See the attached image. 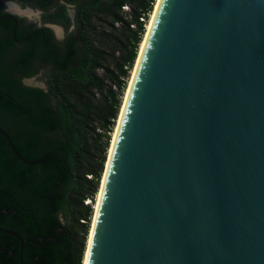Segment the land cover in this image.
<instances>
[{
  "label": "water",
  "instance_id": "1",
  "mask_svg": "<svg viewBox=\"0 0 264 264\" xmlns=\"http://www.w3.org/2000/svg\"><path fill=\"white\" fill-rule=\"evenodd\" d=\"M86 264H264V0L160 1Z\"/></svg>",
  "mask_w": 264,
  "mask_h": 264
},
{
  "label": "trees",
  "instance_id": "2",
  "mask_svg": "<svg viewBox=\"0 0 264 264\" xmlns=\"http://www.w3.org/2000/svg\"><path fill=\"white\" fill-rule=\"evenodd\" d=\"M76 2L74 28L60 41L43 26L24 43L11 38V22L0 29V126L34 161L15 156L0 134V226L22 238L21 264H82L106 149L155 0ZM46 18L69 23L62 5ZM41 69L45 88L21 80ZM18 250L17 238L0 231V264H19Z\"/></svg>",
  "mask_w": 264,
  "mask_h": 264
},
{
  "label": "flooded vegetation",
  "instance_id": "3",
  "mask_svg": "<svg viewBox=\"0 0 264 264\" xmlns=\"http://www.w3.org/2000/svg\"><path fill=\"white\" fill-rule=\"evenodd\" d=\"M76 1L79 0H47L46 4L42 7L35 5L36 0H0V15L12 14L15 16V31L19 28L25 30L20 36H16L14 32V36L12 37L11 33V38L16 43H22V41L24 43L26 36L33 34L35 29H39L42 26L49 28L51 40L57 42L64 38L67 31L74 28L73 15ZM60 5H62L65 14L69 17V23L66 27L59 20L46 18V15L55 13L57 7ZM31 15H35L36 19H32ZM9 22H11L12 29V18L1 17L0 29ZM29 77L32 76L22 77L21 80L26 83V79Z\"/></svg>",
  "mask_w": 264,
  "mask_h": 264
},
{
  "label": "bare ground",
  "instance_id": "4",
  "mask_svg": "<svg viewBox=\"0 0 264 264\" xmlns=\"http://www.w3.org/2000/svg\"><path fill=\"white\" fill-rule=\"evenodd\" d=\"M160 1L161 0H155V2H154L153 9H152V11L150 13V18H149V20H148V22L146 24V29H145V32L143 34L142 40L140 42V45H139L137 57L135 59L133 68L131 69V75H130V78L128 80V84L126 86V89H125V92H124V95H123V98H122L121 107H120V110H119V113H118V117L116 119V124L114 126V130L112 132V137H111L110 144H109V147H108L107 158H106V161H105V167H104V170H103V173H102L100 186H99L98 192L96 194V201L94 203V211H93V215H92V219H91L90 230H89V234H88V237H87L86 249H85V252H84V257H83L82 264H86V261H87V255H88L89 244H90V239H91V235H92V229H93V225H94V221H95L97 205L99 203V199H100V195H101V191H102V187H103V182H104L105 175H106V172H107V167H108V164H109L110 156H111V153H112V148H113V145H114V142H115V138H116V135H117L118 127H119V124H120V121H121V118H122V114H123V111H124V108H125V104H126V101H127L128 95H129V91H130L132 82H133V78H134L135 72L137 70V67H138V64H139V61H140V58H141L145 43L147 41V37H148L149 31L151 29V26H152L153 19L155 17L156 11H157V9L159 7Z\"/></svg>",
  "mask_w": 264,
  "mask_h": 264
},
{
  "label": "rangeland",
  "instance_id": "5",
  "mask_svg": "<svg viewBox=\"0 0 264 264\" xmlns=\"http://www.w3.org/2000/svg\"><path fill=\"white\" fill-rule=\"evenodd\" d=\"M30 17H32V19H36V16L35 15H31ZM149 18H150V16H149ZM149 18H148V20H149ZM147 20V19H146ZM148 20H147V22H148ZM147 22H146V24H147ZM146 29V28H145ZM42 69L41 70H39L38 72H37V74L35 75V76H32V77H29V78H27L26 79V83H28V84H32V85H40V86H45V82H44V79L42 78V77H40V76H42ZM130 75H131V73H130ZM130 78V77H129ZM129 78H128V80H129ZM127 80V81H128ZM127 84H128V82H127ZM125 92V91H124ZM123 98V97H122ZM122 100V99H121ZM121 107V106H120ZM116 124V123H115ZM114 130V129H113ZM112 132L113 131H111V135H110V138L112 137ZM106 151L108 152V150L106 149ZM107 158V157H106ZM102 177V176H101ZM85 201H89V199H85ZM95 201H96V195H94V197H93V200H92V202H93V204L95 203ZM89 224H90V222H89Z\"/></svg>",
  "mask_w": 264,
  "mask_h": 264
},
{
  "label": "built area",
  "instance_id": "6",
  "mask_svg": "<svg viewBox=\"0 0 264 264\" xmlns=\"http://www.w3.org/2000/svg\"><path fill=\"white\" fill-rule=\"evenodd\" d=\"M139 18H142V17H139Z\"/></svg>",
  "mask_w": 264,
  "mask_h": 264
}]
</instances>
